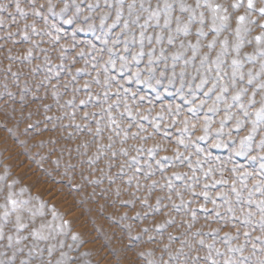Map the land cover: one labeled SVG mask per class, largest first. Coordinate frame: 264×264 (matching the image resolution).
<instances>
[{
  "label": "rangeland",
  "instance_id": "obj_1",
  "mask_svg": "<svg viewBox=\"0 0 264 264\" xmlns=\"http://www.w3.org/2000/svg\"><path fill=\"white\" fill-rule=\"evenodd\" d=\"M66 2L68 8L62 12ZM128 2L125 0V15ZM144 2L145 7L149 4L156 7L164 0ZM195 2L183 0L193 6ZM107 3L114 4V0ZM107 3L106 0H20L24 9L21 14L15 11V0H0V5L6 6L0 11L3 20L0 24V227L3 229L0 262L7 264L14 256L11 264H21L22 260L27 264H163L169 261V253L175 256L182 249L171 264H210L204 258L210 251L205 245L211 243L213 259L220 264L227 255L237 262L246 258L244 264H261L264 244L256 238H264V231L258 223L259 209L247 200L249 191L253 193V201L264 199L256 190V182L264 180V169L260 168L264 150L257 148L264 138V125L257 128L243 154L238 155L240 139L248 134L251 123L246 121L237 130L233 119L225 122L222 133H217L223 110L206 112L215 92L206 98L207 88L195 89L198 76L190 90L187 82L190 76L182 85L178 75L171 82L167 76L161 78L159 71L150 75L145 70L147 55L139 63L132 61L121 69L119 54L131 61L132 52L138 50V45L130 42L128 52H123V35L119 38L121 43L114 46L117 54L111 57L116 67L106 64L108 48L113 47L112 41L120 31V26L107 28L115 17V7L109 8ZM209 3L227 9L228 27L217 35L208 27L211 12L198 9L205 11L208 18L204 26L208 34L200 38L199 54L215 57L220 49L219 41L227 38L229 52L222 57L225 61L222 69L230 74V61L237 55L231 49L236 42V17L245 16L243 27L248 31L241 33L239 57L246 81L247 70L258 71L264 60L257 51L264 46L257 45L255 40L264 32L261 27L264 14L259 12L264 0H253L251 10L247 7L248 0H209ZM233 3L239 6L232 8ZM89 5L94 7L90 9ZM178 7L179 3L174 15L186 18L187 14L179 13ZM105 13L108 19L101 28L100 18ZM70 19L71 23H65ZM89 25L93 28L89 29ZM197 26L194 23L188 37H178L176 45L166 47L169 64L170 54L177 50L181 39L195 43ZM153 31L151 27L147 29L148 33ZM136 36L138 39L139 29ZM214 36L217 43L209 50L206 45ZM159 48L158 45L157 54ZM29 49L32 56L25 59ZM81 52L83 55H79ZM249 55L253 57L251 61L247 59ZM188 56L191 51L185 53V58ZM198 62L199 55L197 65ZM181 64L182 61L177 62V74ZM194 67L190 65L188 73H193ZM138 68L142 70L139 78L132 75ZM106 76L108 87L103 83ZM260 79L264 77L256 83ZM85 82L89 85L87 89L83 87ZM244 86L250 95L254 85ZM89 94L99 100L88 99ZM255 98V107H259V90ZM70 99L72 105L67 104ZM81 99L88 102L81 105ZM201 99H207V103L189 111ZM109 105H112L110 110ZM109 111L115 124L110 125ZM85 112L89 114L87 118ZM205 115L210 118L207 134ZM98 120L99 135L96 134ZM205 135V139H199ZM253 156L257 158L251 159ZM245 173L250 175L244 176ZM233 181L242 191L239 202L231 191ZM203 192L207 198L201 195ZM217 193L226 195L222 198ZM9 194L17 202L15 208L9 203ZM181 200L186 204H181ZM229 207L232 212L228 211ZM249 212L253 215L245 225L244 216ZM17 216L24 228L17 229ZM157 224L165 227L157 229ZM33 231L37 232L36 236L32 235ZM245 232L249 233L247 237ZM225 233L232 237L227 244ZM73 234L76 240L72 239ZM9 235L13 238L11 246ZM201 239L205 245L198 243ZM229 245L242 246V251L229 254ZM217 248L224 255L217 257ZM193 257L198 260L193 261Z\"/></svg>",
  "mask_w": 264,
  "mask_h": 264
},
{
  "label": "snow or ice",
  "instance_id": "obj_2",
  "mask_svg": "<svg viewBox=\"0 0 264 264\" xmlns=\"http://www.w3.org/2000/svg\"><path fill=\"white\" fill-rule=\"evenodd\" d=\"M107 3V0H106ZM179 3L178 11L181 14H187L186 18H182V15H174V12L177 11L176 4ZM125 0H114L113 3H107V7L113 8L115 7V17L111 24L107 25L108 30H112L116 28L117 26H120V31L116 33V39L112 41L113 47L108 48L109 53V59L105 62L106 64H110L113 68L116 67V61L112 59L111 57L115 54V48L114 46L121 43V40L119 39L121 35L124 36L123 40V52H128L129 50V43L131 42L134 45H138V50L133 51L131 55V61L128 60V58L123 55L119 54V60H120V68L124 69L126 68L132 61H135L136 63H139L141 59L147 55L148 59L146 61V71L150 75H154L157 71H159V76L165 77L167 76L169 82L174 80L177 75L179 76L181 80V84L185 82L186 77H191L188 79L189 89H192L193 82L197 79V76L199 77L198 83H195V89H204L207 88V91L204 92V96L207 98L215 92L214 97H211L212 103L208 104V107L206 109L207 113H218L221 110H223V116L220 120V127L217 128L215 131L217 133H222L223 128L225 125V122L235 120V123L233 127L237 130L241 129V127L245 124V122L251 123L252 127L248 130V134L245 136H242L240 139V149L237 150V154L241 155L243 154V149L247 146V142L252 141L253 134L256 133L257 128L259 126L264 125V79H260L258 83L256 81L260 77H264V60H261L260 67L258 71H253L252 69L247 70V80L245 81V72L243 71V62L241 58L239 57V49L241 47V44L243 43L241 33L248 31V29L243 27L244 22L246 21V17L243 15L236 17V29H235V35H236V42L231 45V49L233 52L237 53L235 57H233L230 61L229 67L231 68V73L229 74L227 71H224L222 69V65L225 63V61L222 59V57H226L229 52V42L228 39L225 38L223 40L219 41L220 49L216 53L215 57H210L209 53H204L203 55L199 54V48L201 47L200 44V38L205 37L208 33L205 32V23L206 19H208L205 15V11H197L198 9L204 8L211 12V23L208 24V27L212 32H215L217 35L222 30H227V22L229 20V16L226 14L227 9L222 8L220 4H211L209 3V0H204V3H201V0H196L195 5H188L183 3V0H172V2H169V0H164V3L161 5L159 2L157 3L156 7H152L151 4L148 5V7H145L144 0H139V4L137 3V0H129L127 3V14L125 15ZM239 5L236 3H233L231 5L232 8H236ZM6 6L0 5V11H3ZM94 7V5H89V8L91 9ZM248 9H253V0H248ZM68 8L67 2L65 3V8L61 11H66ZM15 11L21 14H24V9L21 7L20 0H15ZM49 11H52V7L49 6ZM77 12H79V7H77ZM259 12L261 14H264V7H261L259 9ZM225 13V14H222ZM36 15H39V12L35 13ZM89 19V17H85V20ZM108 19V13H105L100 18V25L101 28L104 27L105 21ZM143 19V22H141ZM162 21V22H161ZM71 19L68 21H65V23H71ZM3 23V20L0 19V24ZM197 24L199 26L196 27L195 33H196V41L193 43L191 40H188L187 42L184 39H181L179 41V46L176 51L172 52L170 54V58L172 60V63L169 64V56L165 54V49L168 46H174L176 45L177 38L178 37H188L191 34V26L193 24ZM173 24L175 27H173ZM25 27H28V25H25ZM152 28L154 31L151 33L147 32V29ZM262 28H264V24L261 25ZM93 25H89V29H92ZM139 29V38L137 39L136 36V30ZM36 29L33 26V32H35ZM11 35V33L9 34ZM25 38H27V34L25 33ZM58 39V37H57ZM255 40L257 42V45L264 46V32H262L260 35L255 37ZM147 41V45L145 43ZM104 43L107 45L108 41L105 40ZM217 39L214 36L211 40L208 41L206 47L211 50L216 45ZM160 46L159 48V54L156 53V47ZM147 48V51H146ZM191 51V56H188L185 58V53ZM257 51L259 52L260 56L264 57V47H258ZM79 55H83V52L79 53ZM199 55V62L198 65L196 64L197 56ZM32 56V50L29 49L28 52L25 55V59H29ZM63 58V55H62ZM247 59L251 61L253 59L252 56H247ZM182 61L180 71L177 74L176 67L177 62ZM161 62H163V67H160ZM190 65H194V72L188 73L187 69ZM51 71V69H49ZM169 70L170 74H169ZM35 71V69H33ZM83 71L82 69H77V72ZM105 71L107 69L105 68ZM141 69H137L136 72H134L132 75L139 78L141 75ZM238 78V79H237ZM97 84L100 83V80L96 78L95 81ZM159 83V79L157 80ZM104 86H109V77H105L104 80ZM238 83L240 86L238 87ZM210 84V86H209ZM252 86L251 94H248V87L244 86ZM55 87V85H53ZM85 89L89 87L88 83L85 82L84 86ZM77 91L79 89H76ZM257 90H259V107H255L257 104L256 96H257ZM231 91V95H228V93ZM53 95H56L54 92ZM247 96V100L245 102L244 97ZM105 97H107V92L105 93ZM88 99H94L99 100V97H93L91 94H89ZM88 102V100L81 99L80 104L84 105ZM207 103V99H201L199 100V105L194 106L192 109H189V111H195L197 107H202ZM68 105L73 104V100L67 101ZM112 105L108 106V109L110 110ZM233 109H236L234 112ZM131 114V113H129ZM89 114L87 112L84 113L85 118H87ZM251 119L249 120L248 118ZM109 122L111 124H115L116 121L112 118V115L109 111ZM209 117L205 115V123H204V131L207 134L208 132V123H209ZM99 120L97 121V128H96V134L99 135L101 129L99 127ZM185 124L187 125V121H185ZM79 127V125H77ZM205 136L199 137V139H205ZM111 139V138H109ZM180 143H183V141H180ZM98 147H104L103 145H98ZM257 148L264 150V138H262L259 143L257 144ZM122 152H124L123 149H121ZM151 149H149V154H151ZM126 154V153H125ZM115 155V153H113ZM257 157L253 156L251 159L255 160ZM136 157H132V160H135ZM264 159V157H262ZM260 168L264 169V163L260 164ZM235 171V169L233 170ZM244 176L250 175L248 173L243 174ZM176 179H180L179 175H176ZM216 183H222V181H216ZM226 183V182H223ZM169 188L172 187L171 183L168 185ZM207 187V185H205ZM242 187H246V185H242ZM256 190L260 191L262 195H264V180L257 181L256 182ZM231 191L235 193L237 202H239L242 198V191L238 190L235 185V181H233V185L231 188ZM177 196L180 195L179 192L176 193ZM205 198H207V193L203 192L201 193ZM218 196L224 197L225 193H217ZM253 193L252 191L248 192V200L247 203H255L257 208L259 209L260 217H259V227L262 231H264V199L259 201H253L251 199ZM9 203L13 205L15 208L17 202L15 200L11 199V194H9ZM171 199V197H169ZM225 203H229V201L225 200ZM181 204H186L185 201L181 200ZM213 204H215V200H213ZM174 208H178L177 205H173ZM157 211H159V207L156 208ZM207 211V209H205ZM229 212H232L233 209L231 207L228 208ZM8 213H5V216H7ZM217 216L220 215L219 212L216 213ZM253 213L249 212L246 213L244 216L243 223L247 225L249 223V217H251ZM196 213L195 211L192 212V219L195 220ZM17 229L24 228L25 225L20 223V217L17 216ZM66 223V222H65ZM166 223H171V221H167ZM164 224H157V229L164 228ZM190 227V225H189ZM214 232L216 230H213ZM199 233H193V235H198ZM33 236L37 235L36 231H33ZM245 237L249 235L248 232L244 233ZM3 236V229L0 227V238ZM12 236H8L9 246H11L12 242ZM73 240H76L77 237L75 234L72 236ZM151 239V237H150ZM169 239H173V237L170 235ZM232 237L225 233L224 235V241L227 244L228 241H230ZM257 240L260 241L261 244H264V238L257 237ZM19 242V239H17V243ZM182 245L185 243L184 241L181 242ZM198 243L200 245H205V242L203 239L199 240ZM210 251L208 255L205 256L206 261H210V264H220V262L217 259H213L212 256V249L213 244H207L205 245ZM256 248V244H253V249ZM182 251L178 250L177 255H173L172 253H169V261H164L163 264H171V261L178 259L179 252ZM238 251H242L241 247H232L228 246L227 253H235ZM49 254H51V249H49ZM140 255H144V253H140ZM215 255L217 257L224 255V253H221L220 249H215ZM13 257H10L7 261V264H11ZM246 258H242L239 262L233 261L231 258V255L225 256L222 264H244V260ZM198 260V257H193V261ZM0 264H4V262H0ZM21 264H27L26 261H21ZM149 264H152V262H149ZM261 264H264V261H261Z\"/></svg>",
  "mask_w": 264,
  "mask_h": 264
}]
</instances>
